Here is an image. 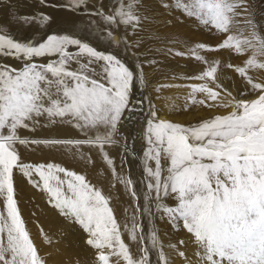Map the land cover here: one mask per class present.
Returning a JSON list of instances; mask_svg holds the SVG:
<instances>
[{"label":"snow or ice","instance_id":"1","mask_svg":"<svg viewBox=\"0 0 264 264\" xmlns=\"http://www.w3.org/2000/svg\"><path fill=\"white\" fill-rule=\"evenodd\" d=\"M0 8L7 17L0 18V264H47L22 217L18 183L80 226L96 264H153V252L155 264H175L174 258L264 264V80L249 74L264 71V0H0ZM176 12L223 39L177 47L170 37L142 38L154 20L174 26ZM12 24L33 34L17 37ZM220 50L247 55L243 66L226 65L244 82L239 98L220 82V62L205 55ZM175 59L204 66L184 75L164 72ZM149 71L170 82L137 99L134 90L153 83ZM174 88H187L192 104L230 110L192 124L162 118L154 101ZM140 116L143 176L137 181L124 170L137 143L124 125ZM61 127L75 134L51 135ZM40 130L49 134L39 136ZM112 148L125 157L120 170ZM37 152L47 155L39 161L26 155ZM56 155L121 185L133 209L125 222L110 195ZM157 214L190 234L191 256L184 240L166 244L155 227L145 231L142 217Z\"/></svg>","mask_w":264,"mask_h":264},{"label":"bare ground","instance_id":"2","mask_svg":"<svg viewBox=\"0 0 264 264\" xmlns=\"http://www.w3.org/2000/svg\"><path fill=\"white\" fill-rule=\"evenodd\" d=\"M29 2H31V0H29ZM21 8L25 11L28 10L27 8L24 7V5H21ZM5 13H6V9L0 8V18L7 20ZM179 13L180 12L175 13V16L178 19L176 22H174V26L163 27L162 21L157 19L154 21L157 22L158 28L153 30L150 25L145 29V33H148L147 31L149 30L150 32H153L158 35H164L166 37L167 36L168 37H178V39L180 40L182 44L185 41L206 42L210 45H215L219 43L217 39H214L211 37L208 38L207 35L202 36V34L200 33L201 31L200 25H199L200 28H198V24H196L197 27L194 28L190 26L189 22L188 23H185L184 21L181 22L179 20ZM186 24L189 27H185ZM11 27H12L13 33L17 37H20V38L32 35L34 31L33 29H26L24 27H18L15 24H12ZM79 27L81 29H84L86 26L81 24ZM98 34H99L98 31L91 32L92 36H95ZM41 35L42 34H36L34 38L39 39ZM115 38L119 39L120 37L119 35H117ZM202 38H205V40H201ZM98 47L104 48L105 44L104 43L98 44ZM205 55L207 56L210 62L211 61L220 62V68L218 70L220 82L226 88H228L229 91H231L234 96H237L238 90L246 91L242 78L238 76V74L234 71V68L229 69L226 67V65L229 63L232 64L233 66H243V62L239 60L240 56L233 54L230 50H220V51L205 53ZM9 63H14V62L9 61ZM129 63H131L130 59H129ZM172 64H173V67L165 68L164 72L171 73L174 70L176 73L184 75L190 70L196 71L198 70V68L204 66V65H195L192 61H185V60H180V59L173 60ZM176 65H179V67H176ZM256 72H257V75L259 76L258 71L256 70L250 71V73L252 74ZM150 73L151 71H149V75ZM260 73L261 74L258 80H264V71H260ZM152 80H153V83H151L148 88L149 95L154 94L152 92V89L156 86V83L170 82V81L163 79L161 76H158L155 73H154V77L152 76ZM145 91L146 90L140 89V88L135 89L134 90L135 97L137 99L141 98L142 95H146ZM160 95H161L160 99L155 102L157 103V108L160 109L161 117L168 118L173 121L181 122L185 124H192V123L198 122L201 118L210 117L216 114H225L227 111L230 110V109H225L222 107H216V108L210 109L199 103L192 104L188 102V89L187 88L166 89V90H163L160 93ZM237 98H239V96H237ZM196 99L197 101H199L201 99H204V97L200 94H197ZM225 99L226 98L224 94L222 93L219 102H223ZM186 103L188 106V111H183L182 110L183 106ZM170 104L175 105L178 110L174 111L173 108L169 106ZM142 127H143V123L142 122L138 123L137 120L126 123L124 125L125 134H127L128 131H131L133 136L137 138V143L135 145L136 158L128 159L124 165V170L127 171L128 169H130L131 178L137 181L140 180L143 176V173L141 171L142 169L141 142L139 140V137H141L142 135V132H141ZM66 133L75 134V131L72 129H68L66 127H61L53 131L51 135H61L62 136V135H65ZM48 134L49 133L47 130H40L37 133V135L39 136H45ZM110 152H111V155L115 158V162L118 167V170H120L121 161H123L125 157L121 154V150L118 148H112ZM26 155H28V158L32 161H39L45 155H47V152H37L34 155H31V154H26ZM137 156L139 158H137ZM62 159L68 161L69 167H73L75 170L83 172V174L87 176L88 180L91 183L95 184L97 187H100L106 195H110L112 197L111 203H112L113 208L115 209L116 215L119 218L120 222L124 223L127 215L133 211V209L130 207V198L127 195L126 190L119 184H116V186L113 187L112 185L115 183V181L109 180L107 177L102 175L100 170L93 169L91 166L84 168L82 165H79L75 161L70 160V158L60 157L59 155H56L57 161H60ZM27 186L28 185L23 184V187H22L23 194L20 196L19 201L21 202V206H23V210L26 209L29 211V214L31 213L30 215L31 217H29L28 220H30V223H31L30 228H32V231L34 232L36 239H38L37 242L42 243L41 241L39 242V240L43 239L41 238V234H40L41 229L43 230V233H46L47 237L52 240L51 244H48L46 242V245H48V247L46 246L47 249L45 250V252L46 254L48 253L47 256L48 255L50 256L49 259L53 263H56V264H96L95 260L93 259L94 250L89 248L84 243L85 238H84V235L82 234L83 232L81 233L79 227H78L79 230L76 228L70 229V226L67 223V219L60 218V216L55 211V209H53L50 205L49 206L46 205V202H45L46 198L44 196H42L39 192L32 191ZM137 187L139 189L142 186L138 184ZM126 208L128 209V213H125L124 211V209ZM27 215L28 214H26V216ZM158 217H160L159 214L152 216L151 218L152 220L154 219L156 221V218ZM159 220L162 221V226H161L159 233L162 234L163 239L169 240L171 236L173 237L171 233V228H170L171 226L166 224L163 219L159 218ZM33 223H35L37 226L33 225ZM38 228L40 229V231L38 230ZM181 233L183 232H180V234ZM177 236H178V233H177ZM177 236L176 238L173 237L174 239H176V241H178L180 238L178 237V240H177ZM32 237H34L33 233H32ZM124 239L126 242L131 244V247L133 249L136 248V245L128 240L127 235L124 236ZM170 240H173V239L171 238ZM187 240L190 241L189 239ZM186 245H187V252L191 256L194 251V245L193 243L187 244V242H186ZM174 259H175V264H181V261L178 258H174Z\"/></svg>","mask_w":264,"mask_h":264},{"label":"rangeland","instance_id":"3","mask_svg":"<svg viewBox=\"0 0 264 264\" xmlns=\"http://www.w3.org/2000/svg\"><path fill=\"white\" fill-rule=\"evenodd\" d=\"M179 20L182 22V21H184L185 23H190V26L191 27H194V28H196L197 27V25L196 24H198V28H200V26H201V28H200V33L202 34V36H204V35H207V37L209 38V37H211V38H214V39H217L219 42L223 39V36L220 34V33H217V32H215V30H213L212 32H209V30H208V28H206L204 25H202V24H200L199 23V21L197 20V19H194V18H192V19H190V18H186V17H184L183 15H181V13H179ZM195 20V21H194ZM194 23V24H193ZM192 24V25H191ZM200 25V26H199ZM86 26V25H85ZM185 27H189V26H187V24L185 25ZM151 28L154 30V29H157L158 27H157V22H153L152 24H151ZM204 29V30H203ZM203 31V32H202ZM148 33H146V34H142V38L147 42V41H149V40H151L152 39V36L155 34V33H153V32H150L149 30L147 31ZM162 38H164V37H166V36H164V35H160ZM168 37V36H167ZM172 40H174V41H179L180 42V40L178 39V37H170ZM201 40H205V38H202ZM182 41V40H181ZM183 44L180 42V44H177L176 46L177 47H180V46H182ZM149 47H152V48H154V47H156V45L154 44V43H149V45H148ZM240 56V61L241 62H244L246 59H247V55H239ZM130 59V58H129ZM130 61H131V59H130ZM132 62V61H131ZM256 71H258V73H259V76H260V71L259 70H256ZM155 74H157L158 76H160V73H155ZM250 75H252L255 79H258L259 78V76L257 75V72L256 73H254V74H252V73H249ZM152 76L154 77V73H150V75H149V79L150 80H152ZM153 81V80H152ZM166 83H168V82H166ZM150 86V85H149ZM149 86H148V88H149ZM148 88H147V90L145 91L146 92V95H149V93H148ZM152 95H155V94H152ZM161 96V95H160ZM154 103H156L155 101H154ZM147 102H145V113L147 112ZM156 107H157V103H156ZM144 117L143 116H141V117H139V119H140V121H139V119L137 120L138 121V123H143V121H144V119H143ZM143 119V120H142ZM137 158H139L138 156H137ZM138 160V159H137ZM136 160V161H137ZM135 162V161H134ZM23 184L22 183H18V190H19V200H20V196L23 194ZM28 188H30L32 191H36V190H34V189H32L30 186H27ZM36 192H38V191H36ZM46 202V201H45ZM46 205L47 206H49V204L46 202ZM51 206V205H50ZM19 207H20V209H21V213H22V217H23V219L25 220V222H26V227H27V229H28V231L30 232V235H31V237H32V233H33V236L34 237H32V239L34 240V242L36 243V245L38 246V249H39V251H40V254L42 255V257H44L46 260H47V264H56V263H53L50 259H49V255L47 256V254H46V252H45V250L47 249V247H48V245H46V240H45V238H44V235L40 232V234H41V238H43V239H41V240H39V242L41 241L42 243H38L37 241H38V239H36V237H35V235H34V232L32 231V228H30V220H28L29 219V217H31L30 215H31V213L29 214V211L28 210H23V206H21V202L19 201ZM54 209V208H53ZM23 210V211H22ZM55 211L58 213V215L60 216V218H62V219H66L64 216L62 217V214H60L59 213V211L58 210H56L55 209ZM28 212V213H27ZM26 214H28L27 216H26ZM159 218L160 217H158V218H156V221L153 219L152 220V218L151 217H148V216H144L143 217V219H142V222H143V224H144V226H145V231L146 232H149V231H151L152 230V228L153 227H155L157 230H158V232L160 231V229H161V226H162V221H160L159 220ZM67 223L69 224V226H70V229L71 228H76V229H78V227H79V229H80V231H81V233L83 232V230L80 228V226L79 225H75V224H72L69 220H67ZM33 225H36L35 223H33ZM158 225V226H157ZM37 226V225H36ZM73 226V227H72ZM158 227V228H157ZM182 227V226H181ZM181 227H178V228H176V229H173L172 227H170L171 228V233H172V235H173V237L174 238H176V236H177V233H178V236H177V240H178V237H180L179 238V240H183V239H185L184 241H185V243L187 242V244L188 243H192L191 242V236H190V234H188L187 232H186V230L184 231V229L183 228H181ZM78 229V230H79ZM179 229V230H178ZM38 230L40 231V229L38 228ZM73 230V229H72ZM181 230V231H180ZM178 231V232H177ZM177 232V233H176ZM180 232H183V233H181L180 234ZM187 233V234H186ZM83 235H84V238L86 239L87 238V234L85 233V232H83L82 233ZM185 234V235H184ZM175 235V236H174ZM181 235H182V237H181ZM187 236V237H186ZM172 236L170 237V239L172 238L173 240H168V239H164V241H165V243L167 244V243H169V242H171V243H175V242H177L176 241V239H174ZM186 237V238H185ZM183 238V239H182ZM187 239H189L190 241H188ZM36 240V241H35ZM43 240V241H42ZM178 240V241H179ZM168 241V242H167ZM174 241V242H173ZM44 242V243H43ZM38 243V244H37ZM44 244V245H43ZM41 245V246H40ZM47 246V247H46ZM42 247H44V248H42ZM89 247V246H88ZM90 248V247H89ZM44 249V250H43ZM155 262H156V254H155V252H153V264H155Z\"/></svg>","mask_w":264,"mask_h":264}]
</instances>
